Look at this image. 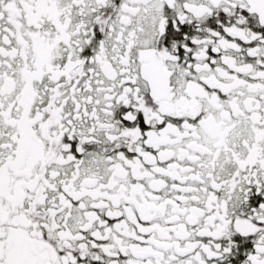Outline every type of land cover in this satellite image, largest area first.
<instances>
[{
  "label": "snow or ice",
  "instance_id": "snow-or-ice-1",
  "mask_svg": "<svg viewBox=\"0 0 264 264\" xmlns=\"http://www.w3.org/2000/svg\"><path fill=\"white\" fill-rule=\"evenodd\" d=\"M0 264H264V0H0Z\"/></svg>",
  "mask_w": 264,
  "mask_h": 264
}]
</instances>
